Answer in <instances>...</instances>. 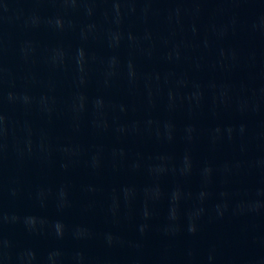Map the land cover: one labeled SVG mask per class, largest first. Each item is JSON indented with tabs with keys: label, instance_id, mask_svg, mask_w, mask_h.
I'll use <instances>...</instances> for the list:
<instances>
[{
	"label": "water",
	"instance_id": "obj_1",
	"mask_svg": "<svg viewBox=\"0 0 264 264\" xmlns=\"http://www.w3.org/2000/svg\"><path fill=\"white\" fill-rule=\"evenodd\" d=\"M0 264H264V0H204L1 128Z\"/></svg>",
	"mask_w": 264,
	"mask_h": 264
}]
</instances>
